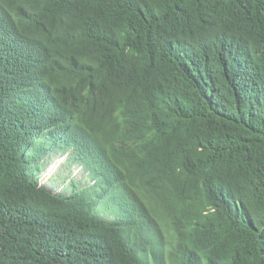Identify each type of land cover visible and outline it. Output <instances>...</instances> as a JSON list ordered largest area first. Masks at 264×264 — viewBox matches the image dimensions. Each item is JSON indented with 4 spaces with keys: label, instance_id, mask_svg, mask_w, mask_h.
<instances>
[{
    "label": "trees",
    "instance_id": "trees-1",
    "mask_svg": "<svg viewBox=\"0 0 264 264\" xmlns=\"http://www.w3.org/2000/svg\"><path fill=\"white\" fill-rule=\"evenodd\" d=\"M0 264H264V0H0Z\"/></svg>",
    "mask_w": 264,
    "mask_h": 264
},
{
    "label": "rangeland",
    "instance_id": "rangeland-1",
    "mask_svg": "<svg viewBox=\"0 0 264 264\" xmlns=\"http://www.w3.org/2000/svg\"><path fill=\"white\" fill-rule=\"evenodd\" d=\"M39 176L42 183L53 186L57 190L65 189L71 179L78 182L80 187L91 182L85 172L77 164H69L65 155L60 151L52 153L41 167ZM64 178L66 179L63 182Z\"/></svg>",
    "mask_w": 264,
    "mask_h": 264
},
{
    "label": "bare ground",
    "instance_id": "bare-ground-1",
    "mask_svg": "<svg viewBox=\"0 0 264 264\" xmlns=\"http://www.w3.org/2000/svg\"><path fill=\"white\" fill-rule=\"evenodd\" d=\"M136 166V165H135Z\"/></svg>",
    "mask_w": 264,
    "mask_h": 264
}]
</instances>
